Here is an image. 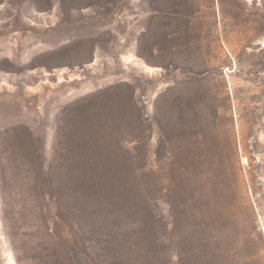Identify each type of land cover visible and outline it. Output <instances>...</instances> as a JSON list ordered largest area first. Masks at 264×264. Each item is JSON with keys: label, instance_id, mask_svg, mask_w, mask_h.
Here are the masks:
<instances>
[{"label": "rangeland", "instance_id": "374dc122", "mask_svg": "<svg viewBox=\"0 0 264 264\" xmlns=\"http://www.w3.org/2000/svg\"><path fill=\"white\" fill-rule=\"evenodd\" d=\"M263 40L264 0H0V264H264Z\"/></svg>", "mask_w": 264, "mask_h": 264}, {"label": "bare ground", "instance_id": "6f19581e", "mask_svg": "<svg viewBox=\"0 0 264 264\" xmlns=\"http://www.w3.org/2000/svg\"><path fill=\"white\" fill-rule=\"evenodd\" d=\"M261 43V42H260ZM262 45H264V40L262 41ZM236 104V103H235Z\"/></svg>", "mask_w": 264, "mask_h": 264}]
</instances>
